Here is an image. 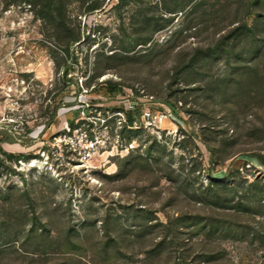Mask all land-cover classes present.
Segmentation results:
<instances>
[{"label":"rangeland","instance_id":"374dc122","mask_svg":"<svg viewBox=\"0 0 264 264\" xmlns=\"http://www.w3.org/2000/svg\"><path fill=\"white\" fill-rule=\"evenodd\" d=\"M60 1L0 0V264H264V0ZM125 87L175 123L84 166L77 100Z\"/></svg>","mask_w":264,"mask_h":264},{"label":"built area","instance_id":"2783aa9c","mask_svg":"<svg viewBox=\"0 0 264 264\" xmlns=\"http://www.w3.org/2000/svg\"><path fill=\"white\" fill-rule=\"evenodd\" d=\"M116 94L119 105L113 108L102 107L85 97L79 98L78 114L65 126L66 144L78 154L84 166L101 151L113 146L118 149L128 147L130 142L125 138L128 131L169 130L176 121L174 110L167 102H159L143 89L125 87Z\"/></svg>","mask_w":264,"mask_h":264},{"label":"trees","instance_id":"16d2710c","mask_svg":"<svg viewBox=\"0 0 264 264\" xmlns=\"http://www.w3.org/2000/svg\"><path fill=\"white\" fill-rule=\"evenodd\" d=\"M6 3H21V2H27L30 4V7L35 10V12L43 17L46 15H53L55 13L60 12L61 7H62V2L60 0H3ZM100 1H95L90 5V9H96L100 7ZM168 11H172L171 9H168ZM59 14V13H58ZM78 39L76 37H72V41H77ZM109 91L113 92L116 90V85L110 86ZM175 111V108L173 104L167 102ZM9 142H14L13 138L9 136Z\"/></svg>","mask_w":264,"mask_h":264}]
</instances>
